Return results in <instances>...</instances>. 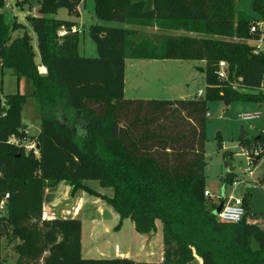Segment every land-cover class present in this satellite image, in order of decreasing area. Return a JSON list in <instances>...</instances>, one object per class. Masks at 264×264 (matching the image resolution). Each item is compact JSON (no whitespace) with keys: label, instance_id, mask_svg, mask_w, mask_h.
Segmentation results:
<instances>
[{"label":"trees","instance_id":"trees-1","mask_svg":"<svg viewBox=\"0 0 264 264\" xmlns=\"http://www.w3.org/2000/svg\"><path fill=\"white\" fill-rule=\"evenodd\" d=\"M82 1L40 0L38 14L26 16L33 37L16 17L7 19L6 0H0V66L32 86L29 93L0 89V200L7 204L0 216V264L4 240L17 243L16 264H264V227L248 221L247 199L243 219L228 222L218 219V205L204 194L208 103L264 100L262 91L234 86L241 79L247 88L262 87L264 47L247 42L264 40L263 30H251L257 20L237 9L238 0H94L100 20L140 28L92 25L98 55L87 57L78 52L74 22L52 15L59 7L77 14ZM28 2L18 0L32 9ZM251 5L264 21V0ZM126 59L203 61L204 93L127 98ZM221 61L225 79L218 75ZM30 98L41 117L36 137L22 119ZM12 135L36 140L39 155L26 150L24 140L10 142ZM241 139L251 145L252 162L264 157V134ZM257 146L262 151L255 155ZM92 180L113 195L85 183ZM62 181L72 193L84 190L103 200L139 233L155 231L160 222L162 261L84 257L81 219H42L44 189Z\"/></svg>","mask_w":264,"mask_h":264},{"label":"rangeland","instance_id":"rangeland-1","mask_svg":"<svg viewBox=\"0 0 264 264\" xmlns=\"http://www.w3.org/2000/svg\"><path fill=\"white\" fill-rule=\"evenodd\" d=\"M28 1L32 5V9L29 8V4L20 5L18 0H6L8 7L3 8V12L7 19L12 20L16 17L18 21L27 23L26 16L38 14L37 5L40 0ZM237 9L253 16L264 30V21L252 9L251 0H238ZM52 15L58 19L74 22L78 38V52L87 57L98 55L96 42L90 35L92 25L140 28L119 21L100 20L95 14L94 0H83L78 6L77 14L70 13L66 7H59ZM142 29L151 34L162 32L152 27H143ZM27 31L35 37L30 24L27 26ZM171 33L184 32L171 31ZM36 58H39V54ZM134 61L129 60L128 62ZM136 63L143 65L144 73L134 71V64H129L128 88H130V84L137 82L146 95L166 99L190 98L199 96L200 92L204 93L206 87L204 71L197 68L191 71L194 65L204 66L203 61L165 59L138 60ZM156 66L161 68L157 74H155ZM22 80L18 82L12 69L2 70L0 66V89L5 93H16L17 91L29 93L32 88L30 82L26 79ZM234 86L244 92L262 91L264 94V80L261 88H247L242 84L241 79L235 80ZM254 113H259V115H250ZM39 114L35 99L30 98L23 107L22 119L28 127V133L33 137H36L35 135L40 130ZM241 128L247 133L249 139L264 134V100H239L228 106L216 100L208 103L205 124L206 189L210 191L209 196L218 205L214 212L218 210L223 201H229L230 197H245L248 202V221L258 222L264 227V182L262 181L264 178V157L259 161H249L246 150H251V145L247 141H242ZM229 172L233 173V180L227 182ZM90 182L93 188L103 189L97 181ZM79 191L83 197L88 196L91 199L89 202L93 200L94 197L90 193L84 190ZM108 192L113 193L112 189H109ZM84 216L86 217L83 226L84 252L93 249L94 256L92 258H99L97 250H102L106 255H115L116 246L121 253L128 252L129 256L127 257L135 260L157 262L162 258V224L160 222H158V228L155 231L139 233L135 230L131 219L124 218L120 223L118 213L99 198L95 200V203L88 205L87 213ZM93 217L100 222L98 227L99 229L102 227L101 231L105 227L107 228L98 237L94 236V232L91 233V228L94 227ZM16 245L17 243L8 245L5 240L3 241V264H16ZM252 247L257 248L254 239Z\"/></svg>","mask_w":264,"mask_h":264},{"label":"crops","instance_id":"crops-1","mask_svg":"<svg viewBox=\"0 0 264 264\" xmlns=\"http://www.w3.org/2000/svg\"><path fill=\"white\" fill-rule=\"evenodd\" d=\"M28 22L29 21H27V23L26 22H22V23H24L26 26H28V24H29ZM258 27H259V29L262 30V27L259 24H258ZM247 42L257 44L260 47H264V40H260L257 42L256 41H247ZM129 60H135V61L134 62H128ZM138 60H145V59H126V75H125V91H124L125 96L127 98H144V99L159 98V97H150L149 95H146V93H144V90L141 89L142 87L140 85H138L137 82H135L134 84H130V88H128L127 78H128V66H129V64H134V66H133L134 71H136V72L139 71V73H141V74L144 73L143 65L136 63ZM150 60H156V59H150ZM36 62L39 64V71L42 74H45L46 73V67L40 63V58H36ZM204 64H205V62H204ZM196 68L203 70L204 66L194 65L191 71H193ZM159 70H161V68L156 66V69H155L156 73L155 74H157ZM150 81L152 82V80H150ZM3 93H5V92L3 91ZM185 98H189V97H185ZM190 98H193V97H190ZM38 116H39V118H41L40 114ZM40 121H41V119H40ZM27 129H28V127H27ZM85 183L99 193L106 194L108 196H112L114 193L112 188H103L100 186L99 183H98L99 186L101 188H103L101 190L93 188L91 186L90 181H85ZM109 189H112V191H113L112 194H111V192L110 193L108 192ZM93 197H94L93 200L89 202L90 198L88 196L83 197L79 190L76 191L75 193H72V187L63 181L54 187H47L43 191L42 212L44 210L48 214L53 215L51 217V219L53 217H73V218L77 217V218L81 219V221H82V234H81L82 254L84 257H87V258L92 257L94 255H93V249H89L88 251H86V253L84 252L83 226H84V220L86 218L84 216V214L87 213L88 205L95 203V200H98L97 197H95V196H93ZM97 214H98V212H97ZM89 216H92V214H89ZM92 220H93L94 227L91 228V233L94 232V236L98 237L101 233H104V231H106L107 228L105 227V229L101 231L102 227H101V229H99V227H98L100 222L97 221V219L95 217H93ZM157 228H158V222H157ZM149 242L151 243V239L149 240ZM13 244L14 243H12V245ZM97 252H99L98 253L99 258H113V257H127V256H129L128 252L121 253L119 249H118V251L115 250V255H111V256L104 254L102 252V250H97ZM149 253H151V252H149ZM162 256H163V254H162ZM16 259H17V257H16ZM161 261H162V258L157 262H161Z\"/></svg>","mask_w":264,"mask_h":264},{"label":"built area","instance_id":"built-area-1","mask_svg":"<svg viewBox=\"0 0 264 264\" xmlns=\"http://www.w3.org/2000/svg\"><path fill=\"white\" fill-rule=\"evenodd\" d=\"M252 31H256L258 30V24H254L251 27ZM72 32L76 31V28L73 26L71 29ZM67 33V29L62 27V30L59 31L60 35H64ZM226 63L224 61L220 62V70L218 72L219 78L221 79H225L227 78V72H226ZM202 93L200 92L199 95H201ZM3 116L6 115V111H4L2 113ZM252 116H258L259 113H254V114H250ZM28 133V131H27ZM24 140V147L26 150H32L33 154L38 156L39 155V144L36 142V140H26L25 138L20 139L19 137H17L16 135H12L10 142H13L15 144H21L22 141ZM26 140V141H25ZM250 151L251 150H246L247 152V156L250 162H252L250 160ZM262 151V147L261 146H257V148H255V155L260 154ZM252 174V172H251ZM205 196H209L210 195V191L208 189L205 190L204 192ZM222 208L220 210V212L218 213L217 217L219 220L221 221H228V222H239L243 219L244 215L246 214V208L244 206L243 203V198H234V197H230V200L227 202L222 203ZM6 198H2L0 200V216L6 213L7 210V206H6ZM53 215L48 214L46 211L43 210L42 212V219H46L49 220L51 219ZM54 218V217H53ZM116 251H118V247L116 246L115 248ZM199 261L201 262L202 260L200 258H198Z\"/></svg>","mask_w":264,"mask_h":264},{"label":"water","instance_id":"water-1","mask_svg":"<svg viewBox=\"0 0 264 264\" xmlns=\"http://www.w3.org/2000/svg\"><path fill=\"white\" fill-rule=\"evenodd\" d=\"M245 137H247V133L243 130V128H241V138H245ZM40 146H38V148H39ZM230 168H232V167H230ZM222 203L220 204V206H219V208H218V210L216 211V212H214V214H216V216L218 215V213L220 212V210H221V208H222Z\"/></svg>","mask_w":264,"mask_h":264}]
</instances>
